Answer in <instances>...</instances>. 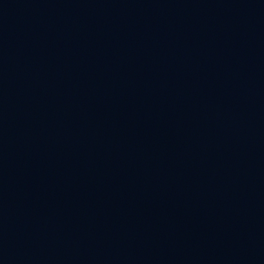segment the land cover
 <instances>
[{
    "label": "water",
    "instance_id": "95a60500",
    "mask_svg": "<svg viewBox=\"0 0 264 264\" xmlns=\"http://www.w3.org/2000/svg\"><path fill=\"white\" fill-rule=\"evenodd\" d=\"M0 264H264V0H0Z\"/></svg>",
    "mask_w": 264,
    "mask_h": 264
}]
</instances>
